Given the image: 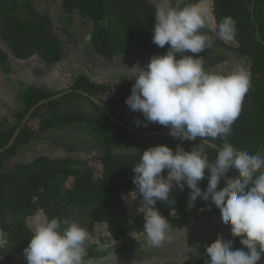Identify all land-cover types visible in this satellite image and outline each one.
I'll return each mask as SVG.
<instances>
[{
    "label": "trees",
    "instance_id": "16d2710c",
    "mask_svg": "<svg viewBox=\"0 0 264 264\" xmlns=\"http://www.w3.org/2000/svg\"><path fill=\"white\" fill-rule=\"evenodd\" d=\"M60 1L65 11L77 13L82 23L89 26L90 47L106 60L122 55L149 60L153 55H163L168 48L167 44L160 48L152 42L155 8L146 0ZM214 13L217 22L225 16L233 18L235 38L225 42L216 31H203L215 46L246 59L251 74L240 115L226 139L250 154L258 151L264 154L261 148L264 145V0H214ZM57 31L64 33L29 1L0 0V39L14 57L26 59L39 54L46 63L56 61L64 46ZM208 51L199 55L205 60V69L210 71L220 63L222 56ZM0 68L9 69L8 56L1 48ZM131 85L97 84L79 76L65 94L40 104L23 123L31 107L54 95L40 87L29 86L21 94L22 107L15 114L17 123L5 126L0 122V231L6 234L8 245L0 248V264H26L23 252L34 228L42 222L40 218L43 221L52 217L67 218L84 227L89 234L84 260L93 257L103 242L93 230L97 222L105 224L111 240L144 232L143 217L136 211L141 197L135 191L132 167L139 162L142 151L150 146L166 144L173 151L177 144L186 151L199 147L207 154L209 162H214L217 149L224 142L222 139L209 140L212 146L201 142L199 137L195 141H180L169 134L168 127L146 122L141 113L133 112L125 104ZM81 92L94 96L99 103ZM109 115L129 129L114 122ZM134 118H139L142 125L136 126ZM36 120L37 125H34ZM78 123L96 136L97 156L85 159L38 156L3 170L5 161L16 155L17 145L29 142L47 129ZM17 128L20 130L13 144L5 148ZM205 172V179L198 184L202 190L208 182L207 169ZM162 174L166 175V170ZM229 175H235L234 170ZM223 185L221 179L218 188ZM189 192L187 185L183 191L174 187L167 201L156 202V208L167 218L171 228L182 227L187 218L195 214L220 215L210 201L197 198L192 205ZM129 204L136 208L128 217ZM229 239L233 240L234 249L244 247L239 237L229 236L224 240ZM8 248L19 255L17 260ZM207 260L204 251L192 264H206Z\"/></svg>",
    "mask_w": 264,
    "mask_h": 264
},
{
    "label": "clouds",
    "instance_id": "9594fccd",
    "mask_svg": "<svg viewBox=\"0 0 264 264\" xmlns=\"http://www.w3.org/2000/svg\"><path fill=\"white\" fill-rule=\"evenodd\" d=\"M153 17L152 42L168 48L128 76L134 82L125 104L146 122L168 127L180 141L199 137L204 143L217 138L224 142L211 163L199 147L186 151L177 144L173 151L157 144L142 151L132 167V181L141 197L136 211L143 217L147 242L158 248L171 240L169 222L156 202L167 201L174 187L183 191L187 185L189 202L210 201L224 226H230L231 236L244 246L234 249L233 240L218 235L205 245L206 264H257L264 254V154H250L226 139L240 115L251 74L244 66L230 73L206 70L199 55L213 44L202 30H214L230 42L236 35L235 21L225 16L217 22L214 0H158ZM134 124L141 126L142 121L134 118ZM261 148L264 151V145ZM206 169L208 182L202 190L198 184ZM233 170L235 175H229ZM221 179L224 185L218 188ZM88 239L87 230L74 220L47 219L34 228L24 249L26 264H84ZM6 246V234L0 231V248Z\"/></svg>",
    "mask_w": 264,
    "mask_h": 264
},
{
    "label": "rangeland",
    "instance_id": "374dc122",
    "mask_svg": "<svg viewBox=\"0 0 264 264\" xmlns=\"http://www.w3.org/2000/svg\"><path fill=\"white\" fill-rule=\"evenodd\" d=\"M27 1L33 4L37 12L47 15L55 27L63 29V34L61 31H57V34L64 46L56 61L46 63L39 54L26 59L14 57L0 39V48L7 54L9 64L7 71L0 68V122L5 126L17 123L15 114L22 107L21 94L29 86L40 87L55 95L68 91L79 76L97 84H132L134 77L128 76L137 71V66L144 67L149 61L130 55L106 60L91 49L89 26L82 23L77 13L65 11L60 0ZM146 1L154 8L158 2ZM207 50L222 56L220 63L210 71L230 73L238 66L247 68L246 59L224 48L212 44ZM37 122L36 120L34 125ZM95 138L94 133L81 123L47 129L39 132L29 142L17 145L16 155L5 161L3 170L15 163L30 162L38 156L76 159L95 157L98 154ZM128 206L129 217L136 207H131L130 204ZM40 220L44 222L42 218ZM93 230L103 242L97 247L93 257L84 260V264H192L205 251V245L210 244L218 235L223 240L231 236L230 226H224L221 215L195 214L188 217L182 227L169 228L171 240L158 248L148 244L144 232L129 233L120 240H111L105 224L97 222ZM8 249L13 259L17 260L19 255L12 248ZM257 264H264V254Z\"/></svg>",
    "mask_w": 264,
    "mask_h": 264
},
{
    "label": "water",
    "instance_id": "95a60500",
    "mask_svg": "<svg viewBox=\"0 0 264 264\" xmlns=\"http://www.w3.org/2000/svg\"><path fill=\"white\" fill-rule=\"evenodd\" d=\"M66 92H67V91L60 92V93H58V94H55V95H53V96H50V97L47 98V99H42V100H40L39 102H37L33 107L30 108V110L28 111V113L26 114V116H25V118L23 119L22 122L24 123V122L26 121V119L29 117V115L31 114V112L34 111V109L37 108L40 104L45 103V102H47V101H49V100L57 99L58 97H60V96H62L63 94H65ZM81 93H82L83 95L88 96V98H90L93 102H95V103H99L98 100H97L94 96H91V95H89V94H87V93H85V92H81ZM109 117H110L114 122L120 124L122 127L126 128V129H129L125 124L119 122V121H118L117 119H115L113 116L109 115ZM19 130H20V128H17V129L14 131V133H13L11 139L9 140V142H8V144L5 146V148H6V147H9L10 145L13 144V142H14V140H15V137H16L17 133L19 132ZM134 131H135V130H134ZM154 133H158V132H154ZM207 144H209V145L212 146V144L209 143V142H207Z\"/></svg>",
    "mask_w": 264,
    "mask_h": 264
}]
</instances>
